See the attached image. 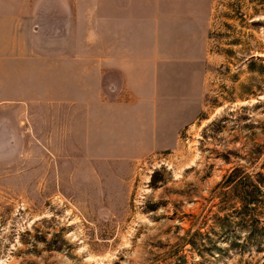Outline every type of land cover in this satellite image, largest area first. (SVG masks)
<instances>
[{"label":"rangeland","instance_id":"rangeland-1","mask_svg":"<svg viewBox=\"0 0 264 264\" xmlns=\"http://www.w3.org/2000/svg\"><path fill=\"white\" fill-rule=\"evenodd\" d=\"M113 2L72 0L80 41L105 44L80 54H106ZM137 2L179 54L190 25L206 29L194 119L174 146L128 161L103 158L81 116L68 137L20 104L0 111V264H264V194L243 211L217 185L236 164L264 173V0Z\"/></svg>","mask_w":264,"mask_h":264},{"label":"crops","instance_id":"crops-1","mask_svg":"<svg viewBox=\"0 0 264 264\" xmlns=\"http://www.w3.org/2000/svg\"><path fill=\"white\" fill-rule=\"evenodd\" d=\"M138 9L137 0H114L106 13V54H80V42L86 49L105 44L94 35L80 41L72 0H0V111L20 104L29 119L38 112L39 121L62 122L68 137L81 116L105 145L99 151L106 160H136L174 146L199 108L206 29L190 25L179 54L153 34L158 15L149 24ZM177 57L188 71L178 82L169 75Z\"/></svg>","mask_w":264,"mask_h":264},{"label":"trees","instance_id":"trees-1","mask_svg":"<svg viewBox=\"0 0 264 264\" xmlns=\"http://www.w3.org/2000/svg\"><path fill=\"white\" fill-rule=\"evenodd\" d=\"M253 62V61H252ZM241 164L233 165L223 174L217 182L218 186L227 187L234 196L241 202V209L246 207L254 208L262 200L264 194V173L255 171L254 173L245 172ZM254 215V213H252Z\"/></svg>","mask_w":264,"mask_h":264}]
</instances>
